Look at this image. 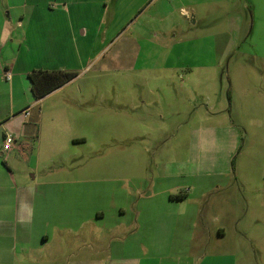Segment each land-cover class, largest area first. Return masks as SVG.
Here are the masks:
<instances>
[{
    "label": "crops",
    "instance_id": "1",
    "mask_svg": "<svg viewBox=\"0 0 264 264\" xmlns=\"http://www.w3.org/2000/svg\"><path fill=\"white\" fill-rule=\"evenodd\" d=\"M200 1L0 0V264H57L60 256L65 258L60 264H244L237 258V242L230 243L234 236L254 244L253 248L260 247L257 241L264 245V231L257 230L264 217L261 221L237 218L240 214L227 198L233 186L239 193H252V198L243 199L256 207L264 190L243 170L229 169L230 153L201 154L202 148L218 147L214 140L218 130L232 133L227 148H236L237 139L231 140L237 134L232 128L228 132L224 121L219 120L206 137L200 133L195 139L188 168L183 157L160 154L154 170L143 172L146 159L136 152L108 153L117 170L107 181L102 179L110 183L108 187L97 188L89 186L100 178L91 179L89 174L104 175L102 168L84 172L86 178L82 174L80 182L55 180L57 174L51 173L49 164L63 148L49 133L42 135L40 124L30 122L31 110L44 98L81 80L110 50L114 53L109 61L118 67L134 70L142 61L140 71L159 70L145 55L161 45L153 38L181 31L183 18L195 15ZM128 29L139 40L113 44ZM182 44L178 40L165 46L162 70L184 67L178 61L171 65L168 58ZM33 70L79 75L35 100L28 77ZM92 94L100 101L108 97L99 87ZM59 110L77 111L74 106ZM86 112L94 115L84 129H105L108 115H113L114 127L119 126L121 107L98 104ZM8 135L14 142L11 150L4 151ZM71 141L78 145L87 139ZM101 153L95 155L104 161L106 155ZM123 161L139 164L140 172L122 171ZM92 195L98 203L90 205Z\"/></svg>",
    "mask_w": 264,
    "mask_h": 264
},
{
    "label": "rangeland",
    "instance_id": "2",
    "mask_svg": "<svg viewBox=\"0 0 264 264\" xmlns=\"http://www.w3.org/2000/svg\"><path fill=\"white\" fill-rule=\"evenodd\" d=\"M200 4L195 15L183 18L181 31L153 38L152 42L161 45L147 50L145 55L159 70L140 71L142 61L134 70L124 65L118 67L109 61L114 53L110 50L100 63L89 67L81 80L43 97L31 110L30 122L40 124L42 135L45 137L49 133L63 148L49 164L51 173L57 174L55 180L80 182L84 172L92 173L102 168L104 175L89 174L91 179L100 178L89 187H108L110 183L102 179H110L116 169L112 157L108 156V153L112 156L114 150L124 156L136 152L146 159L142 168L137 167L139 164L123 161L122 171H137L139 167L142 171H153L160 154L183 157L184 166L188 168L193 163L189 157L195 149V139L200 133L206 137L209 129H214L222 120L220 122L230 127L228 132L234 129L237 134L231 140L235 143L237 139L236 148H227L230 141H226L231 139L232 133L218 130L214 139L218 147L202 148L201 154L230 153L229 169L243 170L245 177H254L260 190H264V0H202ZM132 32L126 30L113 44L122 45L129 39L130 43L137 42L140 36ZM178 40L183 44L168 58L171 65L178 61L184 67L162 70L167 52L165 46H172ZM215 62L217 66L210 65ZM204 64L207 68L198 67ZM98 87L108 96L102 101L92 94ZM98 104L121 107L118 127L113 125V115H108L105 129H84L83 124L92 121L94 115L86 111L95 109ZM66 106H74L77 111L60 112L59 109ZM83 136L87 139L85 143L74 145L71 141ZM99 151L106 155L104 161L95 155ZM243 196L252 198L253 194L248 196L243 190L239 193L232 186L227 197L232 206H236V215L240 214L237 218L247 216V220L261 221L264 208L259 209L264 205V196L262 201L256 202V207L244 202ZM89 201L90 205L98 203L94 195ZM258 229L264 231V223L258 225ZM257 242L260 247L253 248L254 244L234 236L230 243L236 244L237 258L244 264L260 261L264 264V245ZM61 260L65 258L60 256L57 264Z\"/></svg>",
    "mask_w": 264,
    "mask_h": 264
},
{
    "label": "trees",
    "instance_id": "3",
    "mask_svg": "<svg viewBox=\"0 0 264 264\" xmlns=\"http://www.w3.org/2000/svg\"><path fill=\"white\" fill-rule=\"evenodd\" d=\"M78 75V72L67 70H33L29 73L28 77L32 84V92L35 100H40L75 79Z\"/></svg>",
    "mask_w": 264,
    "mask_h": 264
},
{
    "label": "built area",
    "instance_id": "4",
    "mask_svg": "<svg viewBox=\"0 0 264 264\" xmlns=\"http://www.w3.org/2000/svg\"><path fill=\"white\" fill-rule=\"evenodd\" d=\"M10 78H11V74L8 71H6L5 72V79L9 80ZM4 142L5 143L3 145V150L4 151H9L12 148V144L14 142V138L8 135V136L5 137Z\"/></svg>",
    "mask_w": 264,
    "mask_h": 264
}]
</instances>
